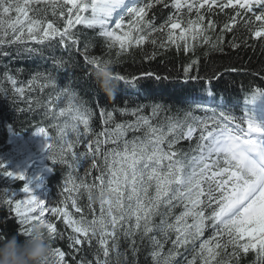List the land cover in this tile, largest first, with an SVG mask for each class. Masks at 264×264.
Segmentation results:
<instances>
[{"label":"snow or ice","instance_id":"6c2138e0","mask_svg":"<svg viewBox=\"0 0 264 264\" xmlns=\"http://www.w3.org/2000/svg\"><path fill=\"white\" fill-rule=\"evenodd\" d=\"M156 4L168 6L166 0H153L152 3L135 6L130 5L128 0H0V48L13 44L26 45L29 41L44 45L57 41V38L61 45L76 46L79 40L72 30L76 25H84L98 28V34L104 38L107 48L118 49L117 56L146 42L157 46L153 33L163 34L166 28L165 40L158 45L161 49L174 45L179 51L180 41H184L183 50L193 52L195 44L192 42L201 41L219 50L223 31L213 42L208 31L214 30L216 24L209 20L205 26V15L201 12L202 9L212 12L214 6L221 12L228 8L235 12L230 22L223 25L224 30L232 31L237 17L251 13L244 21V26L256 38L264 37V0H172L171 6L177 12H183L186 8L190 15L195 11V19L185 21L182 16H170L159 27L145 19L147 10ZM67 5L70 7L66 8L67 18L63 27L55 26L47 17L48 9L51 8L53 16L64 17ZM125 14L132 18L127 31L124 30ZM114 17H118L115 22ZM175 29H181L179 37L175 35ZM232 46L238 45L233 42ZM24 50L29 53L39 51L38 48L28 47ZM155 55L153 52L146 58L152 59ZM85 60L95 69L102 64H113L112 60L98 57L85 56ZM197 63L193 60L185 71L188 72ZM41 75L38 73L28 82L29 91L36 86L41 91L49 86H57L55 80L48 77H44L45 82L40 83ZM114 77L125 85H134L137 81L136 77L128 78L120 73H114ZM8 79L14 91L23 95L25 89L16 87L14 78ZM258 96H264V89H256L252 101ZM62 98L67 99V107H60L56 112L55 108ZM75 99V93L69 88H61L47 104L40 105L38 101V106L48 110L46 115L68 119L62 124L52 125L57 130L55 137L50 136L44 127H39L36 135L48 141L47 148L53 163L65 164L75 171L90 162L91 168L100 173L95 178L98 183H86L84 180L77 183L70 174L65 182L64 191L67 195L63 206L51 209L33 194L28 184L22 189L27 194L24 199L14 198L15 193L6 192L2 203L14 211L18 219L13 235L25 238L30 235L33 222H43L47 224L51 238L62 237L56 224L46 219L47 213L52 217H62L64 224L71 228L73 235L69 236L72 242L70 247L81 245L82 242L91 244L92 240L99 237L103 259L98 254L97 264H108L110 240L111 246L115 248L120 235L135 237L139 233L143 239L154 231L162 233L165 239L169 233H175L173 248L166 256L161 254V240L156 236L150 237L156 246L152 252L156 264H173L175 257L180 255V249L189 245L195 255L187 264H198V261L200 264H232L234 259L238 261L241 251L247 252L249 249L257 251L261 264H264V122L249 116L246 129L240 124L231 128L227 122L235 123L234 118L221 112L223 120L215 117L208 120L192 117L191 121L168 118L165 130L164 126H154L149 117L137 115L142 111L137 108L131 112L137 117L135 122L116 124L114 129H105L95 138L89 139L92 133L90 114L82 105L76 104ZM161 110V105H154L152 115L156 116ZM102 115L106 117L105 123L112 119L110 112H102ZM186 116L191 117V113ZM81 124L83 132L80 130ZM141 129L144 130L143 139H124L128 130ZM198 130L197 143L192 149L195 154L178 155L172 150L181 139L191 140ZM69 132L74 134V138H69ZM121 141L122 148L119 147ZM81 143H85L86 151H74ZM108 143L117 147L102 153V146ZM101 157L103 166L98 168L97 160ZM0 170L4 177L21 181L25 179L23 174L9 171L2 162ZM81 189L86 192L87 208L93 213L90 219L77 203ZM97 202L99 214L95 215L97 210L93 205ZM69 203L76 213H82L78 218H74L68 210ZM178 205L183 206L184 210L170 222L169 217ZM156 217H160L159 223L154 222ZM208 227L213 229V235L203 240L196 250V242L201 240ZM0 236L5 239L9 237L6 234ZM132 243L135 244L134 239ZM229 248L230 253L227 251ZM53 252L56 264H67L64 251L54 248Z\"/></svg>","mask_w":264,"mask_h":264},{"label":"trees","instance_id":"16d2710c","mask_svg":"<svg viewBox=\"0 0 264 264\" xmlns=\"http://www.w3.org/2000/svg\"><path fill=\"white\" fill-rule=\"evenodd\" d=\"M152 2L153 0H141L138 4ZM166 3L167 7L163 4H156L152 9L147 10L145 19L150 20L156 27L164 24L170 16H182L185 21L189 18L195 19V11L190 15L186 8L183 12H177L171 6L172 0H166ZM67 7L70 5L65 7L64 17L53 16L51 8H49L48 19L52 20L55 26L62 28L67 18ZM201 12L205 15V26L209 20L216 24L214 30L208 31L213 42L223 31V41L219 50L213 48L210 43L204 44L201 41L192 42L195 44L193 52L183 50L184 41H180L181 49L179 51L174 45L161 49L158 45L165 40L166 28L163 34L153 33V37L157 40V46L146 42L142 46H134L128 52L117 56L118 49L109 50L107 48L104 38L98 34L100 31L98 28H87L84 25H76L72 30L79 40L76 46L61 45L57 42V38V41L44 45L29 41L26 45L13 44L0 48V89H2L0 90V162L4 163L12 172L8 155L11 152L13 134L27 137L37 128L44 126L52 137L57 135V130L52 125L62 124L68 118H53L52 115H46L48 110L43 106H38L37 102L39 101L40 105L47 104L48 100L55 96L61 88H69L74 92L75 103L88 110L92 129L89 139L95 138L105 129H114L116 124L127 125L135 122L137 117L133 116L131 112L137 108L142 109L137 115L149 117L154 126H164L165 130L169 123L168 118L191 121L192 117L201 120L215 117L223 120L220 116L221 112L225 116L234 118L235 123L227 122L231 128L240 124L246 129V120L249 116L255 117L258 122H264V96H258L255 101H252L255 90L264 89V37L256 38L244 26V21L251 16V13L248 16L242 14L241 17H237L232 31H227L223 29V25L229 23L230 17L235 15L233 9L228 8L221 12L218 7L214 6L212 12H207L205 9H202ZM29 14L33 15L32 12ZM124 18L125 31H127L132 18L127 14L124 15ZM256 23L259 24V22ZM181 26L183 28L184 25ZM233 42L238 46L233 47ZM25 47L38 48L39 51L29 53L24 50ZM153 52L156 53L154 58H146ZM85 56L112 60L114 73H120L128 78H138L141 75L148 77L137 79L134 85H125L119 81V87L115 94L109 95L102 91L96 82L95 68L86 62ZM193 60L198 63L186 72L185 69ZM38 73L42 74L39 77L40 83H44V77H48L54 79L57 86L46 87L43 91L36 86L29 91L28 82L33 80ZM8 77L16 80V87L25 89L23 95L14 91ZM197 97L212 100L213 110L191 101ZM67 103V99L62 98L55 111L58 112L60 107H67ZM154 105L162 106V110L156 116L152 115ZM102 112L112 113V119L105 123L106 117L102 115ZM187 113H191V117H187ZM80 130L84 131L82 124ZM68 135L70 139L74 138L73 133L69 132ZM198 136L199 130L191 140L181 139L172 150L176 151L178 155L181 153L195 154L192 149L196 146ZM134 137L143 139L144 130H128L124 139L132 140ZM100 138L104 139V137ZM114 147L117 145L105 144L102 146V153ZM119 147H123L122 141ZM164 147L167 150V144ZM74 151L78 153L86 151L85 143L76 146ZM50 155L49 152V158ZM49 161L53 166V174L48 179L51 207L63 206L67 195L64 191L65 182L70 174L75 177L77 183L80 180H84L86 183H98L95 178L100 173L97 169L91 168L90 162L87 163V166L82 165L74 171L65 164L53 163L51 159ZM97 166L98 168L103 166L102 157L97 160ZM24 185L21 180L4 177L0 170V230H2L0 234L11 236L16 232L18 219L15 212L2 201L6 192L15 193L16 197L14 198L20 199L23 195ZM79 195L80 199L77 203L83 208V214H87L90 219L93 213L89 212L87 208V194L81 189ZM93 207L97 210L94 214L98 215L99 203H95ZM68 210L74 218H78L82 214L76 213L70 203ZM183 210V206L175 207L169 221L174 220V217ZM159 220L160 217H156L154 222L159 223ZM50 221L55 223L58 232L63 234L62 237L57 236L51 239L54 248L65 252L67 264H97L98 254L103 259L98 244L99 237L92 240L91 244L82 242L81 245L70 247L72 242L69 240V236L73 235L71 228L64 224L62 217L50 216ZM189 223H191V219H189ZM212 235L213 229L206 228L201 240L196 242V250L203 240L209 239ZM151 236H156L163 243L161 253L163 256L172 250L175 233H169L167 239L159 231H154L143 239L139 233L135 237L120 235L117 247L113 248L112 241H109L108 264H156L152 256L156 246L153 245ZM133 239L135 244L132 243ZM227 251L230 253L231 248ZM194 255L195 252L191 245L181 248L180 255L175 257L173 264H187ZM198 264H200L199 261ZM232 264H261V261L257 256V251L249 249L247 252L241 251L238 261L234 259Z\"/></svg>","mask_w":264,"mask_h":264},{"label":"clouds","instance_id":"9594fccd","mask_svg":"<svg viewBox=\"0 0 264 264\" xmlns=\"http://www.w3.org/2000/svg\"><path fill=\"white\" fill-rule=\"evenodd\" d=\"M94 77L102 91L114 95L119 81L114 77L111 65H101L94 71ZM53 242L47 224L33 222L30 235L21 239L11 235L7 239L0 236V264H56Z\"/></svg>","mask_w":264,"mask_h":264},{"label":"rangeland","instance_id":"374dc122","mask_svg":"<svg viewBox=\"0 0 264 264\" xmlns=\"http://www.w3.org/2000/svg\"><path fill=\"white\" fill-rule=\"evenodd\" d=\"M118 17H114L113 21H117ZM114 27V23L112 25ZM125 26V24H124ZM175 35L180 36L181 29H175ZM48 141L45 137L36 135V132L28 138H22L12 135V149L9 153V163L16 171L26 172L24 177L28 180L33 190V194L38 197L37 183L42 179V170L44 167V154L46 156V148ZM47 206V205H46ZM49 209V207L47 206ZM50 215L46 213L48 220Z\"/></svg>","mask_w":264,"mask_h":264},{"label":"bare ground","instance_id":"6f19581e","mask_svg":"<svg viewBox=\"0 0 264 264\" xmlns=\"http://www.w3.org/2000/svg\"><path fill=\"white\" fill-rule=\"evenodd\" d=\"M129 1H132V0H129Z\"/></svg>","mask_w":264,"mask_h":264}]
</instances>
